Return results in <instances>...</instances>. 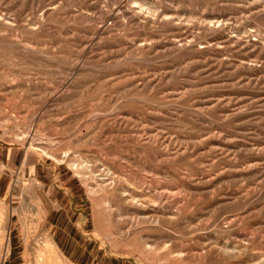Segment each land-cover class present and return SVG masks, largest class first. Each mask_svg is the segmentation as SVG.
Wrapping results in <instances>:
<instances>
[{
	"label": "rangeland",
	"instance_id": "374dc122",
	"mask_svg": "<svg viewBox=\"0 0 264 264\" xmlns=\"http://www.w3.org/2000/svg\"><path fill=\"white\" fill-rule=\"evenodd\" d=\"M47 239L264 264V0H0V264Z\"/></svg>",
	"mask_w": 264,
	"mask_h": 264
},
{
	"label": "bare ground",
	"instance_id": "6f19581e",
	"mask_svg": "<svg viewBox=\"0 0 264 264\" xmlns=\"http://www.w3.org/2000/svg\"><path fill=\"white\" fill-rule=\"evenodd\" d=\"M60 259L61 258L59 256V253H58L56 245L50 239H47L45 241V251H44V255L42 256L41 263H44V264L45 263L46 264H59V260Z\"/></svg>",
	"mask_w": 264,
	"mask_h": 264
}]
</instances>
